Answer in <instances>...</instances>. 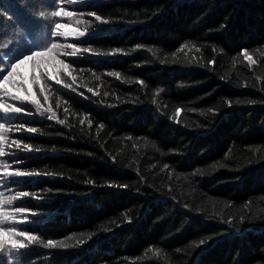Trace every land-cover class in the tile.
<instances>
[{"label": "trees", "instance_id": "1", "mask_svg": "<svg viewBox=\"0 0 264 264\" xmlns=\"http://www.w3.org/2000/svg\"><path fill=\"white\" fill-rule=\"evenodd\" d=\"M48 3L0 0L12 16H0V45L18 54L47 43L54 22L86 32L56 38L75 91L47 81L45 102L33 86L55 120L32 105L0 114L12 126L6 171L39 173L16 183L0 172V199L29 193L3 210L36 214L8 223L72 247L29 245L19 264H264V0H74L52 20L38 15ZM72 43L77 57L65 55ZM16 71L30 78L31 61Z\"/></svg>", "mask_w": 264, "mask_h": 264}, {"label": "snow or ice", "instance_id": "2", "mask_svg": "<svg viewBox=\"0 0 264 264\" xmlns=\"http://www.w3.org/2000/svg\"><path fill=\"white\" fill-rule=\"evenodd\" d=\"M86 2V0H85ZM73 5L74 0H49L48 6L50 9H55L49 11L47 14L43 11L39 12V16L42 18H46L52 20L53 18L64 17V16H72V12L65 11L64 8L59 7L60 5ZM0 16L7 17L8 20L12 19V16H9L7 11L0 9ZM97 20H100V17L96 16ZM81 21H77L80 23ZM85 25L90 22L85 20L83 21ZM70 26L68 24H62L59 22H54V27H51L50 32L47 33V36L50 39L47 43H44L42 46L37 45L36 48L28 52L27 54H18L19 44H13L9 41L7 44L0 45L7 49L6 52L0 53V65L7 63L10 65V70H7L5 74L3 69H0V72H4L2 79H0V97H11L12 100L21 102V106L15 105H6L4 99H0V114L4 116H19L28 114L31 115V112L28 111L26 105H32L35 108V112L39 114L41 117H44L47 113H51L47 116L49 120H55L56 114L52 111L51 106L48 108H44L41 104L40 99L37 97V93L33 90V86L39 85V90L44 94V101L47 102L49 96L47 91L49 88L53 87V85L47 83V81H54L55 85H62L64 89H71L72 84L65 83L61 79V73L71 76V80L75 83L77 77L72 75L70 69H72L71 63H66L63 59L59 58V50L64 48L65 46L57 43L56 38L66 37L69 35H76L80 38L86 36L85 31H77L76 33L62 31V29H68ZM6 35V34H5ZM31 35V33H29ZM23 39V38H22ZM67 47L71 48V52H66L65 55L69 57H77L78 52L80 51L75 43L67 45ZM139 47V46H137ZM183 47L187 48L188 45L185 44ZM84 52H89L88 48L83 49ZM119 51V50H116ZM18 55V58H17ZM244 58L248 60L250 63H255L253 61L252 56L249 55L247 51L243 52ZM45 57L48 60H45ZM31 61L32 65V74L29 77H22L19 82L13 79L14 76H19L20 73L17 72V68L20 65L25 64L26 62ZM38 73V74H37ZM109 76H119L117 72L108 73ZM99 79V77H96ZM8 84H12L16 89V94L10 92L5 86ZM56 91H60L59 88L55 89ZM91 91V89H89ZM59 105V101L57 102ZM180 113V109H176V115L178 116ZM60 124H64V120H59ZM11 125H7L5 123H0V157H4L6 155L4 150V144L6 141L7 132L11 130ZM25 126H18V130H24ZM26 131L28 133H36L38 129L36 127H27ZM15 148L24 152H31L32 145L28 143H24L22 139H16L13 141ZM39 151V149H36ZM9 155H15V153H9ZM19 162V161H18ZM10 165L3 161H0V172H2L4 180L8 182H20L19 178L23 177H31L34 175H39V173H34L31 171H23L20 169H15L13 171H6ZM29 193L20 192L17 196L27 197ZM4 193L0 192V197H3ZM17 196H8L7 198L0 199V264H19V257L24 250L29 245L33 244H42L46 249H54V248H62L67 249L72 247V245L66 244L63 241H55L49 239L46 243L39 239L36 235L30 234L28 231L23 229H18L15 224H9L8 222L15 220V214H24L28 212L30 215H35L36 213L31 212V210H27L24 207H15L13 213H6L3 210V205H12L13 201L17 199ZM23 223H30L29 216L25 215L22 220ZM7 237V239H5ZM16 237L26 238L27 244L24 240L16 239ZM205 241L201 240L200 245H204ZM7 246V251L5 252V248ZM6 257V259H5Z\"/></svg>", "mask_w": 264, "mask_h": 264}, {"label": "rangeland", "instance_id": "3", "mask_svg": "<svg viewBox=\"0 0 264 264\" xmlns=\"http://www.w3.org/2000/svg\"><path fill=\"white\" fill-rule=\"evenodd\" d=\"M62 31L76 33L78 30L75 29L74 27L70 26L68 29H62ZM69 36H73V35H69ZM69 36H67V37H69ZM25 68H28V64L25 65ZM25 70H27V69H25Z\"/></svg>", "mask_w": 264, "mask_h": 264}]
</instances>
